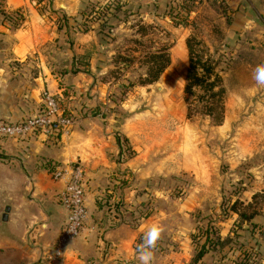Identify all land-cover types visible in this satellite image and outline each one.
Wrapping results in <instances>:
<instances>
[{
	"label": "rangeland",
	"instance_id": "374dc122",
	"mask_svg": "<svg viewBox=\"0 0 264 264\" xmlns=\"http://www.w3.org/2000/svg\"><path fill=\"white\" fill-rule=\"evenodd\" d=\"M34 2L52 27L61 24L70 28L73 44L78 31H97L103 43L86 42L80 52L74 45L62 47L63 38L48 44L45 51L50 65L62 70L63 61L75 52L84 72L91 70L92 58L100 56L105 73L97 74L99 91L105 87L102 81L106 88L104 98L96 102L109 109L107 115L117 124L132 115L136 117L132 126L139 128L135 133L138 147L124 133L120 136L125 158L147 151L165 173L148 177L127 173L117 184L121 188L117 197L124 194V188H131V198L121 196L122 200L111 198L108 202L127 210L124 215L132 222L146 218L164 225L154 258L169 255L170 262L192 264L195 249L205 241L203 231L211 225L210 236L216 239L220 235L227 245L218 244L196 264H239L247 257L252 263L263 264L264 208L253 219L258 225L253 228L249 221L240 224L230 207L237 199L250 201L264 189V86L254 79L256 67L264 64V0H79L76 11L64 7L68 0ZM2 6L0 0V22L7 27L20 26L23 11L7 13ZM93 8L97 13L91 14ZM140 23L154 24L157 29L142 37L137 31ZM190 35L203 42L201 53L216 63L223 78L226 109L220 125L197 111L194 97L193 114L188 116L184 87L189 65L186 39ZM136 38L144 44L135 43ZM162 44L170 46L172 63L159 81L122 88L120 82L137 71L129 67L116 77L111 72L116 54ZM88 61L90 65L85 64ZM69 91L68 96L62 95L67 106L72 87ZM108 194L104 191L101 197L106 199ZM105 206L108 209L109 205ZM254 248H260L258 254Z\"/></svg>",
	"mask_w": 264,
	"mask_h": 264
},
{
	"label": "crops",
	"instance_id": "0c3cea01",
	"mask_svg": "<svg viewBox=\"0 0 264 264\" xmlns=\"http://www.w3.org/2000/svg\"><path fill=\"white\" fill-rule=\"evenodd\" d=\"M3 1L7 13L22 10L24 20L18 27L0 22V121H20L41 112L44 90L62 95L65 85L71 84L73 93L67 103L74 123L69 134L0 140V264H54L45 258L67 220L68 209L60 201L66 180L53 179L52 171L72 163L85 168L91 216L82 235L69 243L57 264H139L136 242L150 219L132 222L124 215L127 210L100 206L98 197L105 191L112 200H128L131 188H124L122 199L117 197L121 189L117 184L127 173L136 172L141 177L165 173L150 160L147 151L125 158L118 137L124 133L138 147L135 133L139 128L132 126L136 117L130 115L117 124L107 115L109 109L98 105L106 88L102 81L105 87L99 91L97 74L105 73L101 71V57L92 58L89 73L72 74L75 52L63 61L64 68L59 71L50 65L45 51L58 38H63L58 39L62 47L74 45L78 52L86 42H103L97 31H78L73 44L70 28L48 24L33 0ZM68 1L64 7L76 11L79 0ZM168 256L161 260L155 257L151 264H180L168 261Z\"/></svg>",
	"mask_w": 264,
	"mask_h": 264
},
{
	"label": "trees",
	"instance_id": "16d2710c",
	"mask_svg": "<svg viewBox=\"0 0 264 264\" xmlns=\"http://www.w3.org/2000/svg\"><path fill=\"white\" fill-rule=\"evenodd\" d=\"M33 1H37L38 3L40 2V0ZM94 13H97L95 8L92 9L91 14ZM61 26L62 25L60 24L59 28H61ZM156 29L157 27L154 24L140 23L137 31L142 35V37H144ZM101 30H104V27H101ZM134 42L137 44H144L141 38L134 39ZM186 44L189 51V65L185 75L186 84L184 87V92L185 100L188 104V116L191 117L193 114V102L191 101V97H194L198 105L197 111L210 116L214 124L220 125L225 119L226 109V88L223 85V78L216 70V63L211 58L205 57V55L201 53L200 47L203 46V42L198 39L197 36H188L186 39ZM146 47L145 49L135 47L134 49H131L132 53H129V50L127 52H118L114 57L115 68L111 72L116 73V77L123 75V72L129 67H132V69L137 71V74H135L134 77L131 76L124 78L120 82L122 88L129 89L135 85L145 86L154 84L159 81L162 74L171 65L172 57L170 46L168 44H162L149 48ZM137 53L141 54L142 56L139 57ZM80 63V57L75 56L73 62L71 63V71L74 73L83 72L81 67H78ZM85 64L90 65V61ZM84 70V72L91 71L90 69ZM70 87L71 85L69 84L65 85L63 94L68 96L70 94ZM62 95H60L61 99L64 98H62ZM62 105L64 109V115L74 120V115L67 104L62 103ZM118 141L121 142L120 137H118ZM111 198L112 196L110 194L107 195L106 199H103V197H98V204L100 206L108 204L109 207L111 206L117 208V203H111V205L108 203ZM263 208L264 189L254 193L250 201L245 202L237 199L230 207L232 212L238 214L240 224L243 221H249L251 224L250 226L253 228L258 226L253 219L261 214V210ZM212 229L213 227L209 225L207 228H205V231H203L206 238L205 241H201L200 245L195 249V253L192 258V264L198 263L204 257V255H206L212 249H215L218 244H220L222 247L227 245L223 243L224 240L220 235L216 236V239H213V237L210 236V234L213 233ZM142 237L143 235L137 239L136 250L138 245L141 243ZM196 237V234H194V238ZM228 239H230L231 242H235L234 238L232 239V237H229ZM254 251L256 254H258L260 248H254ZM239 264L257 263H252L250 257H247L244 259V262L240 261Z\"/></svg>",
	"mask_w": 264,
	"mask_h": 264
},
{
	"label": "built area",
	"instance_id": "2783aa9c",
	"mask_svg": "<svg viewBox=\"0 0 264 264\" xmlns=\"http://www.w3.org/2000/svg\"><path fill=\"white\" fill-rule=\"evenodd\" d=\"M43 109L20 121H0V140L5 138L27 139L37 135L69 134L74 120L64 115L59 94L44 90ZM55 180H66L60 193L61 203L68 209L67 220L54 244L48 249L45 261L57 264L64 258L69 243L80 237L86 229L91 213L87 197V176L81 163L57 167L52 171ZM2 253L0 251V262ZM37 264H43L39 262Z\"/></svg>",
	"mask_w": 264,
	"mask_h": 264
},
{
	"label": "clouds",
	"instance_id": "9594fccd",
	"mask_svg": "<svg viewBox=\"0 0 264 264\" xmlns=\"http://www.w3.org/2000/svg\"><path fill=\"white\" fill-rule=\"evenodd\" d=\"M264 64H260L254 71L256 84L264 86ZM165 231L164 225L159 221H154L146 226L141 243L137 247V259L139 264H151L154 259L158 241Z\"/></svg>",
	"mask_w": 264,
	"mask_h": 264
},
{
	"label": "snow or ice",
	"instance_id": "6c2138e0",
	"mask_svg": "<svg viewBox=\"0 0 264 264\" xmlns=\"http://www.w3.org/2000/svg\"><path fill=\"white\" fill-rule=\"evenodd\" d=\"M262 76H264V74H262Z\"/></svg>",
	"mask_w": 264,
	"mask_h": 264
}]
</instances>
